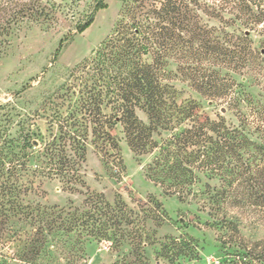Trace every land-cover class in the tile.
Here are the masks:
<instances>
[{"label":"trees","instance_id":"trees-1","mask_svg":"<svg viewBox=\"0 0 264 264\" xmlns=\"http://www.w3.org/2000/svg\"><path fill=\"white\" fill-rule=\"evenodd\" d=\"M192 2L195 10L182 0L128 9L114 34L45 103L52 114L50 131L34 156V172L41 168L73 189L83 181L80 169L89 139L104 158L113 150L121 161L119 140L112 133L121 125L136 155L153 156L147 176L164 194L187 201L207 179L204 193L210 224L219 230L220 252L210 264H264V235L257 236L264 234V38L252 37L255 32L264 37V0ZM197 10L207 14V25ZM22 17L15 13L6 26L0 23V38ZM4 43L0 39V51ZM170 61L209 103L227 101L239 123L231 125L221 115L202 118L195 100L179 103L167 77ZM25 176L22 169L0 174L5 196L0 204L14 203L13 215L37 225L30 243L18 251L20 264H64L58 249L73 250L72 239L80 259L93 241H110L115 250L126 243L132 249L112 264H147L143 230L123 200L112 204L102 194H90L80 208H33L23 204L30 191ZM148 203L152 211H164L154 196ZM230 207L255 217V236L243 232L242 220L229 214ZM56 236L57 246L52 243ZM157 256L169 264L201 260L197 243L183 236L165 237Z\"/></svg>","mask_w":264,"mask_h":264},{"label":"rangeland","instance_id":"rangeland-1","mask_svg":"<svg viewBox=\"0 0 264 264\" xmlns=\"http://www.w3.org/2000/svg\"><path fill=\"white\" fill-rule=\"evenodd\" d=\"M182 1L194 10L192 1L202 6L207 3V0ZM162 2L164 0H0L1 24L6 26L7 19L15 13L24 16L17 24H12L8 35L0 38L5 42L0 51V174L21 169L26 172L23 181L30 191L23 204L33 208H80L90 194H102L112 204L123 200L135 212V224L143 230L147 264H169L157 256L160 243L168 236L189 237L199 246L201 260L177 264H210L217 261L220 252L219 230L210 224V204L204 193L207 179L202 178L194 187L196 194L187 201L164 194L147 176L153 156L136 155L121 125L112 131L119 140L121 161L113 150H110L113 155L104 158L89 139L86 161L80 169L83 181L73 185V189L65 188L60 177L50 176L41 168L34 172V156L50 131L52 114L45 103L69 81L75 67L114 34L129 8L142 5L149 9L152 5L160 7ZM196 12L207 25V14L202 10ZM209 24L219 25L216 20H210ZM252 37L255 41L264 38L256 32ZM166 70L169 82L177 88L179 103L195 100L202 118L208 115L216 119L221 115L231 125L239 123L227 101L209 103L196 92L178 73L176 62L170 61ZM138 115L148 121L144 112L138 111ZM33 142L36 144L32 149L24 148ZM3 180L0 178V182ZM3 193L0 186V203L5 197ZM150 196L162 203L164 211L151 210ZM14 198V195L8 196L11 201ZM13 204H0V264H20L15 260L18 251L30 243L37 229V225L13 215ZM4 211L10 216L5 217ZM228 211L242 220L245 234H257L253 231L255 217L250 212L239 207H230ZM261 235L263 232L257 234ZM58 240L56 236L52 243L57 246ZM71 243L70 252L58 249L64 264H112L132 250L127 243L115 250L110 241H93L86 247L85 259H80L76 239Z\"/></svg>","mask_w":264,"mask_h":264}]
</instances>
